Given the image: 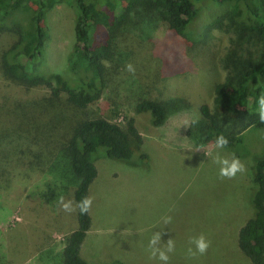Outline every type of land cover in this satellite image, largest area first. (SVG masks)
Returning a JSON list of instances; mask_svg holds the SVG:
<instances>
[{
  "label": "rangeland",
  "instance_id": "1",
  "mask_svg": "<svg viewBox=\"0 0 264 264\" xmlns=\"http://www.w3.org/2000/svg\"><path fill=\"white\" fill-rule=\"evenodd\" d=\"M74 20L75 11L65 2L45 13L42 65L53 84L65 72ZM204 23L203 16L195 25L199 33L187 39L162 28L144 39L119 33L117 62L106 61L110 68L117 63L115 77L98 100L82 109L68 104L63 94L51 97L43 84L19 85L0 73V264H62L69 231L59 229L72 216L58 201L71 186L59 176V164L50 165L72 124L94 117L122 125L132 118L140 136L138 152L145 157L140 160L135 153L123 160L108 158L101 149L93 153L96 175L88 188L93 204L79 248L82 259L90 264H161L149 258L148 241L162 231L161 247L169 238L176 244L169 264H247L237 247V231L252 215L251 179L255 161L264 157V130L247 127L239 143L222 150L213 142L194 145L186 136L188 124L201 117L199 106L212 108L213 86L222 73L211 57L223 53L237 35L226 19L222 29L205 27L201 34ZM7 41L6 34L0 35V49ZM128 64L134 72L126 69ZM143 97L178 98L183 106L152 125L149 112L134 110ZM15 102L25 107L31 123L11 129L6 111ZM217 154L238 157L246 171L220 178ZM165 216L172 217L168 225ZM201 233L211 246L206 254L189 258L186 249H194L189 240Z\"/></svg>",
  "mask_w": 264,
  "mask_h": 264
},
{
  "label": "trees",
  "instance_id": "2",
  "mask_svg": "<svg viewBox=\"0 0 264 264\" xmlns=\"http://www.w3.org/2000/svg\"><path fill=\"white\" fill-rule=\"evenodd\" d=\"M60 2L75 11L74 39L64 75L53 84L42 65L48 38L45 13ZM203 16L201 34L205 27L222 29L226 19L237 35L230 38V47L223 53L211 57L210 62L222 73L213 86L212 108L201 104V117L188 124L185 134L198 146L214 143L223 134L230 147L240 142L247 127L264 130L256 104V98L264 94V0H0V35L10 39L0 49V73L19 85L43 84L51 97L63 94L68 104L82 109L98 100L115 77L117 63L110 68L106 61H116L119 33L144 39L152 30L162 28L171 36L187 39L199 33L195 25ZM182 106L178 98L155 101L143 97L134 110L149 112L151 124L159 125L169 112ZM24 108L15 102L7 109L11 129L31 123ZM139 144L132 118L124 125L104 117L76 121L50 165L54 169L59 164V176L71 186L60 196L74 205L88 196L96 175L92 156L97 149L108 158L128 160L137 153L142 160L145 155L138 152ZM251 183L252 215L238 228L236 243L247 264H264V157L255 161ZM71 216L68 226L59 229L69 231L63 240L62 264H90L79 255L90 224L89 212L82 215L77 209Z\"/></svg>",
  "mask_w": 264,
  "mask_h": 264
},
{
  "label": "clouds",
  "instance_id": "3",
  "mask_svg": "<svg viewBox=\"0 0 264 264\" xmlns=\"http://www.w3.org/2000/svg\"><path fill=\"white\" fill-rule=\"evenodd\" d=\"M126 69L129 72L135 71L131 64L126 65ZM256 104L258 118L264 123V94L256 98ZM192 123H196V121H192ZM228 144V138L223 134H219L215 139L214 148L222 150L226 148ZM214 163L219 166L218 175L220 178L233 179L238 173H244L246 171L244 163L236 156L228 158L217 154ZM58 204L60 209L65 212L71 213L78 209L80 214L85 215L91 210L93 197L84 196L80 201L76 202L75 205L72 200H65L63 197H60ZM162 219L164 225H168L172 222L171 216H165ZM162 234V231H157L150 237L148 241L149 258L157 259L161 264H169V254L175 252L176 244L172 238H169L166 243H163L164 246L161 247ZM189 243L190 245H194V249L191 246L186 249V255L189 258L194 257L197 253L200 255L206 254L211 246V241L207 239L203 233L191 237Z\"/></svg>",
  "mask_w": 264,
  "mask_h": 264
}]
</instances>
